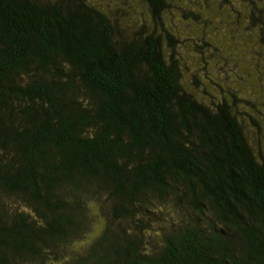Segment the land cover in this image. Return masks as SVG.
Here are the masks:
<instances>
[{
    "label": "trees",
    "instance_id": "1",
    "mask_svg": "<svg viewBox=\"0 0 264 264\" xmlns=\"http://www.w3.org/2000/svg\"><path fill=\"white\" fill-rule=\"evenodd\" d=\"M208 1L184 51L176 0H0V264H264V100L213 80L264 0Z\"/></svg>",
    "mask_w": 264,
    "mask_h": 264
},
{
    "label": "rangeland",
    "instance_id": "2",
    "mask_svg": "<svg viewBox=\"0 0 264 264\" xmlns=\"http://www.w3.org/2000/svg\"><path fill=\"white\" fill-rule=\"evenodd\" d=\"M213 1L214 0H209L208 2H210V5H211ZM204 3H205V0H176L175 6H173L170 10V16L172 17L170 18L171 25L174 28H176L178 32L181 31L182 33L183 44L181 45V48L184 51L189 50L191 41L194 39H197V36L194 35L195 33L194 31L196 30L195 23L190 18H184L182 14V9L184 10L187 8V9L196 11V9L199 6H204L205 5ZM140 5H141V8L143 7L141 11H145L144 9H146V7L143 4H140ZM203 39H205V37H203ZM231 48L232 46L227 45L224 47V50L225 52H228L230 51ZM231 51H233L235 55L241 56L238 46H234ZM254 58H253V55H251L246 60H244V58L237 59L236 60L237 64L233 63L234 66H232V68L227 67L226 69L225 68L214 69L213 70V74H214L213 80L214 81L221 80L223 84H228L229 82L238 81V83L234 84V87L241 89V92L243 94L245 93L246 95H253L254 98L252 101L254 103L258 101V98H255V97L261 96L262 99L264 100V65L260 64L261 63L260 60L263 58V56H261L260 59H258L259 53L255 51ZM257 61L260 63H258ZM190 70L191 69H189L187 72L189 78L191 77V75L193 76V73ZM230 71L236 77L235 80L229 78L231 76ZM206 83L210 84V81H207ZM257 107L259 111L257 116L261 118L260 119L261 123L264 124V108L259 105H257Z\"/></svg>",
    "mask_w": 264,
    "mask_h": 264
}]
</instances>
